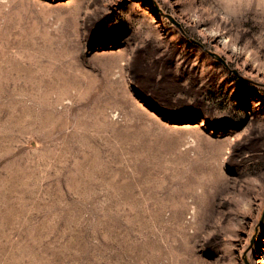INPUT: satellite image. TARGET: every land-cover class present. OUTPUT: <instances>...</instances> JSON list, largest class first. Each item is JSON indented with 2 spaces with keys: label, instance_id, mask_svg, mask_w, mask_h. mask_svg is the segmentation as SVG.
<instances>
[{
  "label": "rangeland",
  "instance_id": "374dc122",
  "mask_svg": "<svg viewBox=\"0 0 264 264\" xmlns=\"http://www.w3.org/2000/svg\"><path fill=\"white\" fill-rule=\"evenodd\" d=\"M0 264H264V0H0Z\"/></svg>",
  "mask_w": 264,
  "mask_h": 264
},
{
  "label": "bare ground",
  "instance_id": "6f19581e",
  "mask_svg": "<svg viewBox=\"0 0 264 264\" xmlns=\"http://www.w3.org/2000/svg\"><path fill=\"white\" fill-rule=\"evenodd\" d=\"M51 61H53V60H51ZM51 61H50V62H51ZM45 62H46V61H45ZM54 62H55V61H54ZM58 62H59V61H58ZM62 62H63V61H62ZM37 63H38V62H37ZM59 63H60V62H59ZM50 64H51V63H49V65H50ZM54 64H55V63H54ZM60 64H61V63H60ZM60 64H59V65H60ZM51 65H52V64H51ZM42 66H43V65H42ZM46 66L48 67V64H45V67H46ZM64 66H66V65H64ZM62 67H63V66H62ZM52 68H53V67H52ZM54 69H55V68H54ZM50 70H51V69H50ZM59 70H61V65H60V69H58V71H59ZM51 71H52V70H51ZM54 71H55V70H54ZM49 73H50V72H49Z\"/></svg>",
  "mask_w": 264,
  "mask_h": 264
},
{
  "label": "water",
  "instance_id": "95a60500",
  "mask_svg": "<svg viewBox=\"0 0 264 264\" xmlns=\"http://www.w3.org/2000/svg\"><path fill=\"white\" fill-rule=\"evenodd\" d=\"M174 21V23H176L178 26L180 25L177 21H175L174 19H172ZM216 55V54H215ZM217 56V55H216Z\"/></svg>",
  "mask_w": 264,
  "mask_h": 264
}]
</instances>
